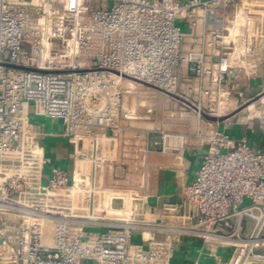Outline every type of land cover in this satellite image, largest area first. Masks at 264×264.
I'll return each instance as SVG.
<instances>
[{
	"label": "built area",
	"instance_id": "obj_1",
	"mask_svg": "<svg viewBox=\"0 0 264 264\" xmlns=\"http://www.w3.org/2000/svg\"><path fill=\"white\" fill-rule=\"evenodd\" d=\"M256 2L0 0V264H172L175 243L161 230L232 248L195 264L264 263V154L244 140L209 136L183 201L163 205L188 227L147 223L137 196L96 182L133 113L128 82L219 104L234 58L228 17ZM29 110L61 121L79 163L72 174L46 157L48 134ZM142 136L143 158L186 141L168 131L133 138ZM136 230L145 235L133 244Z\"/></svg>",
	"mask_w": 264,
	"mask_h": 264
},
{
	"label": "crops",
	"instance_id": "obj_2",
	"mask_svg": "<svg viewBox=\"0 0 264 264\" xmlns=\"http://www.w3.org/2000/svg\"><path fill=\"white\" fill-rule=\"evenodd\" d=\"M228 40L232 41L233 47H229V49L234 58H231L230 74L222 85V91L223 96L230 101L229 105L233 107L229 112L233 115H226L223 120L216 122V124L202 122L201 137L198 136L200 133L195 135L193 131L186 128L171 130L186 135L184 147L175 154L150 153L146 158L138 159L136 163H133L135 167L129 165L130 168L127 171L130 176H123V171L120 174L113 173L111 172V166L106 168L104 167L106 165L103 166L102 172H99L96 176L97 184L106 188V190H115L118 185V188L123 191L122 189L132 186L135 182L136 186L133 191L139 196H137L138 206L142 208L143 219L147 223L168 227H188L191 225L179 216L164 215L163 205L179 204L183 201L185 187L195 178L202 156L207 149V143L203 138L211 132L218 131L226 139L235 143L244 140L253 150L264 154V115L241 114L243 107L264 90V45H258L254 42L255 39H252L251 33L245 31L243 26L237 28L233 26V31H230ZM134 94L135 92L132 91L125 95L124 105L126 107L128 102L136 104V102L133 103V100H135ZM229 95L231 96L229 97ZM237 103L243 106L240 108L235 107ZM58 121L51 120L48 127L41 121L37 122L44 125L45 133L48 134L44 143L48 142L53 149V157L49 154L46 155V151L45 155L53 165L66 169L69 174H72L77 170L79 163L75 160L72 145L62 136L63 130L56 129L54 131L55 126L59 125ZM122 125L125 127L124 138H120L114 144L116 145L117 142L127 143L130 152L134 145L146 144L143 136L137 142L134 141L133 137L136 131H142L143 133L150 131L153 137L158 134V132L152 130L153 128L146 127L143 120H128L124 121ZM43 145L45 149L46 145ZM114 177L122 178L121 182L112 180ZM124 177L125 180H123ZM119 204L120 201H113L114 206H119ZM179 215L181 216V212ZM91 228L97 227L91 225L89 229ZM247 228L248 226L244 228V231ZM99 229L102 231L103 228ZM161 231L163 232L156 234L158 238H161L163 233L169 234L175 243L171 258L172 264H195L197 261L212 263L218 258L227 259L232 251L228 244L205 241L188 233L179 234L171 230ZM142 235L145 234L138 230L134 231L131 243H140ZM258 251L264 252V244Z\"/></svg>",
	"mask_w": 264,
	"mask_h": 264
},
{
	"label": "rangeland",
	"instance_id": "obj_3",
	"mask_svg": "<svg viewBox=\"0 0 264 264\" xmlns=\"http://www.w3.org/2000/svg\"><path fill=\"white\" fill-rule=\"evenodd\" d=\"M256 3H248V5H244L241 8H239L236 12L237 17L235 18L228 17L229 20H235L233 23H229V30L233 31V26L237 28L238 26H243L245 31L251 33L252 39H255L254 42H256L258 45H264V0H256ZM249 7V9H248ZM246 11V12H245ZM241 12V13H240ZM184 31H186V27L183 28ZM253 41V40H252ZM123 82V81H122ZM130 85L126 88L130 89L131 92H135V100H133V103L136 102V104H131L128 102L127 108L132 110L133 113L130 116L129 120L133 121H141L143 120L144 124L148 128H153L152 130L154 132H161V131H168L173 132L171 130H180V129H188L190 131H193L195 135L201 137V129H202V122H211L212 124H216L218 121H212L204 118L202 116V112H205L209 115L213 116H225L226 115H233L230 112V110L233 108L230 106V101L227 97H221L220 102L218 104V100H211L212 102H209L207 98L202 97H192L188 96L185 98L186 101H184V98L182 97H174L171 95H168L167 93L157 91L151 88H148L146 86L135 84L133 82H128ZM125 85V82H123V86ZM231 95H229L230 97ZM181 98V99H179ZM254 100L247 101L250 102L248 105L243 107L241 114L244 115H254V114H260L264 115V90L258 95L253 98ZM210 103V105L208 104ZM194 106H201V111H197L194 109L191 105ZM206 106V108L204 107ZM242 107L239 103L235 105V107ZM30 118H33L35 122L41 121L44 123V125L50 124V119H44V118H35L32 115V111L29 110ZM59 125L55 126L54 131L62 130V123L59 120ZM215 132H211V134L206 135L203 139L207 143V138L209 136H212ZM135 141V140H134ZM137 142V141H135ZM45 144V151L46 155H51L53 157V149L52 146L48 144V142L43 143ZM143 144L134 145V148L130 152V149L127 146V143H116L112 142L109 146H107L105 149H108V151L111 153V158H109V161L106 162V168L111 166L112 170L111 172L120 174L122 171L123 176H130L129 170L130 166L135 167L133 163H136L137 160H141L143 158L142 148ZM106 152V151H105ZM106 154V153H105ZM131 155V156H130ZM103 168V167H102ZM102 168H100V172H102ZM107 172V171H106ZM129 174V175H128ZM120 177V175H119ZM114 177L112 180L121 182L122 178ZM125 177L123 180H125ZM104 182V181H103ZM136 183L134 182L132 186L122 189L123 192L121 194H124L126 196H131L135 198L138 196L133 190H135ZM118 188V185H117ZM120 189V188H118ZM121 190V189H120ZM139 197V196H138ZM118 201V200H116ZM246 203H243V205ZM118 206H115L117 208ZM109 215H112L109 213ZM121 216V215H119ZM91 230H98V228H91ZM88 264H90V261H87Z\"/></svg>",
	"mask_w": 264,
	"mask_h": 264
},
{
	"label": "water",
	"instance_id": "obj_4",
	"mask_svg": "<svg viewBox=\"0 0 264 264\" xmlns=\"http://www.w3.org/2000/svg\"><path fill=\"white\" fill-rule=\"evenodd\" d=\"M160 91H162V90H160ZM162 92H164V91H162ZM166 93H167L168 95H171V96L177 97V96H175V95H173V94H171V93H168V92H166ZM179 99H181V98H179ZM184 101H185V100H184ZM189 105H191L194 109L197 110V108H196L194 105H192V104H189ZM201 114H202V116H203L204 118H206V119H208V120H212V121H221V120L224 119V117L209 115V114H207V113H205V112H202Z\"/></svg>",
	"mask_w": 264,
	"mask_h": 264
},
{
	"label": "bare ground",
	"instance_id": "obj_5",
	"mask_svg": "<svg viewBox=\"0 0 264 264\" xmlns=\"http://www.w3.org/2000/svg\"><path fill=\"white\" fill-rule=\"evenodd\" d=\"M198 111V110H197ZM199 111H201V110H199Z\"/></svg>",
	"mask_w": 264,
	"mask_h": 264
}]
</instances>
